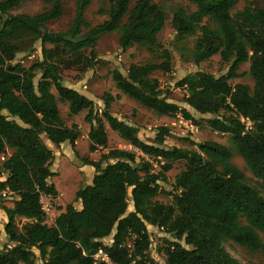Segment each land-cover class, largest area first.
I'll list each match as a JSON object with an SVG mask.
<instances>
[{"label":"trees","instance_id":"1","mask_svg":"<svg viewBox=\"0 0 264 264\" xmlns=\"http://www.w3.org/2000/svg\"><path fill=\"white\" fill-rule=\"evenodd\" d=\"M28 1L0 0V191L8 190L9 199L13 197L11 207L1 204L9 199L0 200L6 218L3 232L12 244L0 251V264H36L37 258L40 264H157L149 256L147 226L172 236L173 242L162 251L166 264H240L225 250V241L260 252L264 261V198L231 163L232 148L213 141L199 143L193 151L168 147L166 128H159L153 144H147L138 138L136 127L112 116L115 99L110 95L104 96L98 114L91 100L63 84L64 70L85 73L94 68L101 36L116 34L122 52L133 46L149 52L160 48L165 10L152 0H137L132 7V0H108L107 19L90 27L85 12L92 0H75L70 28L50 32L45 25L62 17L65 0H46L50 9L33 16L11 14ZM186 1L195 11L175 10L170 27L176 38L198 34L194 65L219 55L228 70L219 77L188 75L175 87L185 92L183 103L189 109L212 116L207 125L213 132L230 136L236 154L264 190V0H243L244 9L234 15L239 0ZM36 43L41 61L29 68L15 62ZM155 59L161 62L131 64L125 76L113 71L116 89L158 117L180 115L197 124L189 111L167 101L152 77L170 72V53L162 50ZM248 62L253 88L232 84L242 77L238 68ZM58 102L67 105L70 116L86 112L91 153L108 148L106 123L146 159L115 149L98 162L84 161L95 175L75 195L81 210L68 206L56 226H47L42 198L54 197L57 191L49 182L56 173L45 141L55 148L68 143L74 149L79 138L78 128L67 127L60 117ZM179 161L185 169L165 192L160 183ZM154 164L159 173L153 172ZM162 194L171 198L170 204L155 200ZM129 202L133 210L128 213ZM78 216L92 228L75 225Z\"/></svg>","mask_w":264,"mask_h":264},{"label":"rangeland","instance_id":"2","mask_svg":"<svg viewBox=\"0 0 264 264\" xmlns=\"http://www.w3.org/2000/svg\"><path fill=\"white\" fill-rule=\"evenodd\" d=\"M137 0H132L131 7ZM165 10L167 20L162 31L158 35L160 48L149 52L145 47L133 46L126 52H122L118 47V36L116 34H107L101 36L94 49L97 56L96 65L92 70L81 73L78 69L64 70L62 72V80L65 87L71 88L79 94L85 96L94 103V107L100 114L104 109L103 98L105 95H110L113 99L110 113L113 117L128 125L134 126L138 130V138L147 143L153 144L159 128H166L169 131V137L166 138L165 144L168 147H176L179 149L193 151L196 150V145L199 143L213 141L220 145L232 148L233 157L231 163L241 171L248 184L261 192L264 198V190H262L256 180L241 158L236 154L232 147L230 136L213 132L207 125V120L212 116H200L184 103L183 98L185 92L176 88L178 81L188 75H193L198 72L208 73L215 77L224 75L228 67L224 64L219 55H215L207 62L198 66L192 62V54L196 36L187 37L184 40H178L175 33L170 27L173 13L178 7H182L187 13L195 11V6L186 0H152ZM253 5L257 6L254 1ZM245 3L239 0L231 14L234 15L244 9ZM63 15L54 22L45 25L50 32H65L67 31L75 16V0H65L62 4ZM50 5L46 0H32L23 3L18 9L11 12L12 15L25 14L33 16L49 10ZM109 9L108 0H92L91 5L85 12V21L90 27L100 25L107 19ZM206 23V21H204ZM22 46V44L20 45ZM162 50H167L171 55V70L167 74L156 72L153 78L157 79L160 88L165 91V97L168 102L176 104L180 108H184L191 113L197 124H192L185 121L180 115L174 117H158L152 112L142 108L134 101L119 93L112 80V72L119 71L122 75H126V71L131 64H146L160 63L155 57L160 55ZM42 60L40 53V43H36L32 47L30 53H21L17 56L15 62L21 63L25 68H29L34 63ZM249 62L240 66L237 70L242 77L233 80L232 84H245L253 88L254 83L248 73ZM55 94L54 90H52ZM119 95V98H117ZM60 117L65 122L67 127L75 125L79 130V138L76 141L75 148L65 143L58 148L53 147L45 141L48 148L52 150L54 160L51 166V171L56 173V176L50 179V183L56 188L57 195L52 197H43L42 205L46 213L47 226H56L59 216L66 212L68 206H72L76 211L81 210V205L75 200L77 191L84 185L91 184V180L95 175V170L90 166H85L84 161L98 162L102 154H106L109 150H122L131 153H136L139 157H144L137 150L133 149L127 142L113 133L105 123V128L108 137V148L98 150L94 153L89 151L88 132L90 126L84 121L86 112H82L77 116H70L66 104L57 103ZM3 162L0 157V165ZM105 165H102V168ZM185 169V164L182 161L172 163V169L165 174L166 182L160 183L161 189L165 192L172 190L175 178ZM154 173H159L160 169L154 164ZM2 179V177H0ZM156 201L162 204H170L171 198L166 195H159ZM13 197L2 202L5 206H11ZM132 204L129 202L128 213L131 212ZM75 225L82 228H92L87 220L81 216L74 218ZM25 221H22V223ZM2 222L0 218V251L12 246L8 240L3 238ZM147 231L150 238L149 256L157 264H166V258L162 252L166 248L167 243L173 242L172 236L166 234L162 230L155 227L147 226ZM103 243L110 244V239H104ZM225 250L240 264H263V257L260 252H250L243 247H240L230 241L224 242ZM36 264H40L39 259H36Z\"/></svg>","mask_w":264,"mask_h":264},{"label":"built area","instance_id":"3","mask_svg":"<svg viewBox=\"0 0 264 264\" xmlns=\"http://www.w3.org/2000/svg\"><path fill=\"white\" fill-rule=\"evenodd\" d=\"M250 124L247 125V127H249ZM2 160H4L3 157H1ZM10 197V193L8 192V190H3V191H0V200H6V199H9Z\"/></svg>","mask_w":264,"mask_h":264},{"label":"crops","instance_id":"4","mask_svg":"<svg viewBox=\"0 0 264 264\" xmlns=\"http://www.w3.org/2000/svg\"><path fill=\"white\" fill-rule=\"evenodd\" d=\"M11 206H12V205H11ZM11 206H8V207H11ZM0 218H1V222H2V226H1V228H2V232H3V226H4V224L6 223V218H5V216H4V213L1 212V211H0ZM3 238H5V239L7 240V238H6L5 234H4V232H3Z\"/></svg>","mask_w":264,"mask_h":264}]
</instances>
